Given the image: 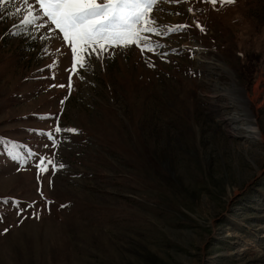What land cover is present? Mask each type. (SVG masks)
Wrapping results in <instances>:
<instances>
[{"label": "rangeland", "instance_id": "obj_1", "mask_svg": "<svg viewBox=\"0 0 264 264\" xmlns=\"http://www.w3.org/2000/svg\"><path fill=\"white\" fill-rule=\"evenodd\" d=\"M17 7L0 5V264H264V0H157L163 47L93 55L70 88V48ZM217 86L245 92L263 141L227 133Z\"/></svg>", "mask_w": 264, "mask_h": 264}, {"label": "snow or ice", "instance_id": "obj_2", "mask_svg": "<svg viewBox=\"0 0 264 264\" xmlns=\"http://www.w3.org/2000/svg\"><path fill=\"white\" fill-rule=\"evenodd\" d=\"M208 2L215 6L218 0H208ZM219 2L232 3L234 0H219ZM4 3L5 0H0V5ZM156 3L157 0H21L22 7L15 8V12L23 13L20 19L22 26H30L37 32L45 26L49 32L58 30L62 41L71 52V66L66 69L69 72L70 88L71 74L80 69L86 70L87 60L93 55L99 58L101 53L109 49L131 45L139 47L142 52L153 53L157 48L163 47L150 38L153 35L157 37L163 35L150 15ZM188 10L192 11L191 8ZM196 26L203 31L198 23ZM184 27L187 26L178 25L167 31L169 33L180 31ZM54 131L60 133L61 129L57 126ZM66 131L74 130L66 129ZM47 135L50 139L53 138L52 132ZM52 142L55 146V139ZM39 159L40 163L37 167L42 171L48 170L47 165L56 167L52 160ZM60 167L62 168L63 165L61 164ZM7 231L8 229L5 228L4 232Z\"/></svg>", "mask_w": 264, "mask_h": 264}, {"label": "bare ground", "instance_id": "obj_3", "mask_svg": "<svg viewBox=\"0 0 264 264\" xmlns=\"http://www.w3.org/2000/svg\"><path fill=\"white\" fill-rule=\"evenodd\" d=\"M203 94L211 98H222L226 101L224 106L234 109L232 116H220L219 122L225 126L227 133L236 138H243L244 133H248L255 137V140L263 141L259 128L248 108V96L243 90L237 86L232 88L217 86L212 92H203Z\"/></svg>", "mask_w": 264, "mask_h": 264}, {"label": "trees", "instance_id": "obj_4", "mask_svg": "<svg viewBox=\"0 0 264 264\" xmlns=\"http://www.w3.org/2000/svg\"><path fill=\"white\" fill-rule=\"evenodd\" d=\"M256 72V70H255V68H253V67H249L248 69H247V74L249 75V77L250 78H252L253 77V75H254V73ZM250 80H252V79H250ZM251 83H253L252 81H248V84L250 85Z\"/></svg>", "mask_w": 264, "mask_h": 264}]
</instances>
